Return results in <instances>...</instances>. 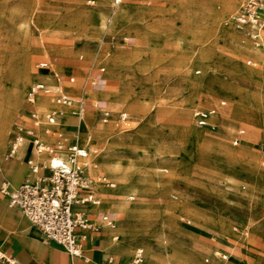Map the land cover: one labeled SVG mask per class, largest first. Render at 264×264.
<instances>
[{"label": "rangeland", "instance_id": "obj_1", "mask_svg": "<svg viewBox=\"0 0 264 264\" xmlns=\"http://www.w3.org/2000/svg\"><path fill=\"white\" fill-rule=\"evenodd\" d=\"M245 1L240 0L225 11L218 0L211 4L205 0H123L116 8L113 0L106 3L100 0H0V110L10 103L19 78L30 69L34 72L21 95L24 108L10 122V135L1 160L4 161L9 150L16 123L38 128L45 140L54 142L53 137L32 121L27 93L32 84L42 82V78H38L40 74L51 76L42 73L39 62L49 60L48 66L55 70L57 65L64 64L68 68L59 72L65 75L63 81L56 76L51 87L61 89L79 102L89 97L86 87L93 92L91 81L96 79L95 87L103 85L106 90L94 93L92 98L97 100L104 98L107 91L110 93L109 101L104 98L101 104L110 111L108 120H102L100 110L91 113L101 123L97 125L99 129L111 124L96 138L94 145L99 149L106 147L104 136H109L121 147L122 152L116 156H121L124 165L135 168L134 175H137L127 183L129 188L115 190L110 197L134 204L152 215L156 222L154 228L159 225L161 228L146 240L155 243L156 237L161 236L169 242L168 237L173 233L180 246L190 240L182 232L185 231L199 236L198 260L202 264H211L214 255L221 260L222 254H229L234 263H240L232 250L219 246L216 241L255 255L254 258L239 255L244 264H264V65L256 64L249 55L238 56L228 39L217 48L219 17L192 12L197 7L203 9L202 6L210 5V9L221 14L222 29L227 37L229 26L234 27L231 17ZM122 5H125V15L119 24L108 23V17L103 22L95 16L87 21L92 28L100 23L106 25L99 39L79 37L68 41L52 35V31L67 27L66 21L83 19L86 12L118 13ZM38 21L48 28H41ZM71 32L78 35L79 29L73 27ZM175 37L187 40L197 37L199 59L187 47L179 46ZM71 76L75 78L72 82ZM100 77L102 79H98ZM138 93L144 94L146 99L137 98ZM36 99L37 96L35 104ZM195 108H215L216 111L206 125L199 126L193 117ZM121 112L127 113L124 124L120 120ZM44 115H40V122L47 124ZM80 119L71 115L68 121L82 133L86 125L83 120L80 123ZM240 130L244 133L240 134ZM62 132L68 140L74 139L72 130ZM76 139L86 142L87 146L90 144L83 137ZM97 173L106 177L98 167L91 173L95 180H98ZM160 175L161 178L156 177ZM168 175L169 182L163 183ZM107 178L112 181L111 177ZM2 181L0 171V187ZM94 191L101 198V208H86L94 210L95 223H102L103 214L123 217L100 197L97 184ZM241 191L242 203L233 202L232 197ZM5 206L8 207L7 201ZM133 229L142 237L146 235L143 218L133 223ZM132 233L124 227L119 242L129 244L140 237ZM112 235L114 233L111 238ZM135 250L128 251L131 253L123 264L133 260ZM163 251L171 257L170 247ZM145 254L139 264H145ZM110 256L113 260L119 259L115 254L110 253ZM168 264L175 263L169 261Z\"/></svg>", "mask_w": 264, "mask_h": 264}, {"label": "built area", "instance_id": "obj_2", "mask_svg": "<svg viewBox=\"0 0 264 264\" xmlns=\"http://www.w3.org/2000/svg\"><path fill=\"white\" fill-rule=\"evenodd\" d=\"M122 0H114L116 6ZM231 22L237 29L246 28L250 40L255 45H264V0H246L231 17ZM249 63H252L249 60ZM49 62H39L40 67H47ZM101 70H104L103 68ZM71 76L69 80L74 81ZM37 94H44L49 98L52 107L44 115L46 120L45 132L52 134L53 126L64 117L65 112L73 110V114L80 116L85 110L82 100L79 102L59 88H53L44 82L34 83L28 92L27 101L35 106L33 100ZM76 103L78 109L74 110ZM224 103V102H223ZM32 110V121L40 125L41 116L36 109ZM216 109L197 108L193 111L195 122L199 126L206 125L209 117ZM110 111L103 110V120L107 121ZM127 113H120L122 123L126 122ZM31 136L32 145L36 154H48L47 161L38 163L33 159L28 160L31 172L35 175L32 180H25L20 185L13 187L10 182L3 180L0 191L7 199L10 207L20 210L32 224L37 226L47 240L61 244L65 250L79 256L83 249L89 231H99L101 223H95L90 214L80 208L81 205H100L101 199L94 191L95 178L87 172L90 149L77 142L67 143L61 132H56L57 142H45L35 131L23 124L14 125V136L5 158L13 157L19 147ZM41 169H48L49 174H41ZM99 181L108 182L101 175ZM102 223L113 225L114 220L108 214L101 216ZM144 251L138 249L133 260L126 264H139L143 261ZM0 264H24L14 255L0 251Z\"/></svg>", "mask_w": 264, "mask_h": 264}, {"label": "crops", "instance_id": "obj_3", "mask_svg": "<svg viewBox=\"0 0 264 264\" xmlns=\"http://www.w3.org/2000/svg\"><path fill=\"white\" fill-rule=\"evenodd\" d=\"M89 2L93 3L91 1ZM118 5L115 6L113 4V7L116 8ZM19 8L21 7L19 6ZM110 14H107L105 10H100L95 13L86 12L85 17L83 19L76 21V22L73 21L69 23L68 21H66L67 24L69 25H67V27L58 28L57 30L52 31V35H56L64 40L68 39V41L73 40V39L76 40L79 37H89L93 39H99V36L102 33L101 23L96 28H92L89 26L87 21L91 17L95 16L101 22H103L105 18L108 17ZM38 24L43 29L48 28L45 24H43L40 21H38ZM73 27L79 29L78 35H75L74 33L71 32ZM241 30L245 32L244 29H241ZM241 30H238V31H241ZM95 50L96 49L93 48L92 52L94 53ZM47 61L49 62V60ZM67 68L68 67L65 66L64 64L57 65L56 70L55 68L48 66V68L42 69V73H50L53 76V81L55 77L58 76V80L62 82L63 81L62 76L64 77L65 75H62V74L59 75V72L61 70L62 72H65L66 71L65 69ZM102 68L103 67H101V69ZM98 79H102V78L100 77ZM66 80L68 81V78ZM97 82L98 81L96 79H93L91 81V89L93 92L92 93L89 92L87 90L88 87H86L85 90L88 93L87 95H89V97L82 98V101L85 106V111H87L84 117L79 120L80 123L83 120L84 124L86 125V128H83L82 133L80 132V129H77L73 126L71 120L68 121L67 116L69 114H71L74 117H79L78 115L73 114L74 112L70 113L71 110L68 109L65 112V115H64L65 117L60 118V120L56 123V125L53 126L54 132L52 134H47L48 136H51L54 138L53 143H50L47 140H45V138L39 134L38 128H35V131L38 134V136H40L45 142L54 144L58 140L56 132H61L63 134L62 131L64 130H67V131L72 130L74 139L68 140V138L65 136L67 139V143L77 142L80 145L89 148L91 150L90 154L93 153L94 152L93 149L87 146L86 142L80 141V139H76V138H80V137L84 138L88 130H92L95 133V135L98 137L104 134V130H108L106 128L111 127V124L108 123L104 126L105 127L104 129H99L97 125L100 126L101 123H99L98 120H95L91 114L94 111L100 110V114L103 120V110L107 109L106 108L107 106L105 105L101 106V104L104 102V98L99 97L97 100H94L92 98V96L95 95L94 93H98V92L100 93L106 90L103 85L99 87H95V85H97ZM38 95L46 96L44 94H38ZM136 97L141 100L146 99V97L142 93H138ZM139 103L143 104L141 101ZM16 106H17L16 110L18 111L24 108L23 100L21 97H20V102ZM31 107L32 109L34 108L38 110L37 104ZM51 107H52V104L51 105L49 104L48 108L50 109ZM202 109H212V108H202ZM10 126L11 124L6 125L2 129V132H1L3 136V140L5 142V149L3 152L0 153V171L2 172V180H7L10 182L11 186L16 187L20 185L22 182H24L25 180H28V179L32 180L35 178V175L31 172L30 166L28 164V160L33 159L34 161L38 163H43L47 161L48 154H40V155L36 154L34 151L33 145H32L31 136L28 135V137L26 138V141L19 147L17 153L13 157L8 158V159L5 158L4 156V161H2L1 157L4 155L6 151V146H7L9 135H10ZM40 126L45 131L44 128L46 127V124H42L40 122ZM80 126L81 124L78 125L79 128ZM75 133H77L78 135L76 136ZM239 133L240 134L244 133V130H240ZM12 135L14 136V126H13ZM104 137L107 138V146L104 148L105 155L106 156L120 155L122 150H121V147L117 144V141H113L112 139H109L110 138L109 136L108 137L104 136ZM235 141L237 142L238 138H236ZM90 154L88 158V165H89L90 156H91ZM118 157H121V156H118ZM4 162L5 164L3 165ZM87 172L91 176H92L91 173H94V171L90 170L88 166H87ZM40 173L43 175H47L49 174V170L41 169ZM139 174H141V172ZM96 175L98 176L100 174L97 173ZM136 175L137 174L133 175L132 179ZM156 177L161 178V175L156 176ZM169 177L170 176L168 175L166 179H164V181L162 180V182L168 183ZM95 184H97V187L99 188V192L101 193L100 197L104 198L105 203H108L110 204V206L113 207L115 200L110 197V195L113 194L112 189L105 187L101 182H96ZM6 199L7 197L1 194L0 192V250L2 252H4L5 250L6 251L5 253L16 256L24 264H123L124 260L131 253V252H123L121 250V246L119 244H116L120 240L121 235L114 232L115 230L111 225H106L104 223H101L102 228L99 231H89L88 232V236L86 240L83 241V249H82L81 255L79 256L72 255L68 253L65 250V248L58 242L53 241V240H47L44 237L41 230L37 226L32 224L31 221L20 210H18L17 208L10 207L8 204V199L7 200ZM6 201H7L8 207L5 206ZM101 205L86 204V205H81L80 208L87 211L90 214L91 219L93 220L94 210H98L99 208H101ZM86 206L87 207L94 206L93 207L94 210L90 208L88 209L86 208ZM113 220H114V224H116L118 218H113ZM162 225L170 227V225L167 223H163ZM105 230L107 232L103 235L94 234L95 232H102ZM182 232L185 233L188 237H190V240H188L184 245H180V246H171L170 243L164 238H162L161 236L156 237L155 243H149V246L151 249L153 246H155L159 254L154 252V250H151L150 252H146L147 254H145L146 257H145L144 262H147L148 264H168L169 261H173L175 264H202L198 260V245L200 241L199 236L191 235L190 233L185 232V231H182ZM113 233L114 235H112V238H111V234ZM114 237H116V239ZM215 243H217L219 246H224V248L228 249V251L232 250L238 259H240L239 255H246L249 258L255 257V255L249 251L245 252L244 250H236L234 248L231 249L229 246L224 245L223 243H220L218 241H216ZM168 247H170L172 250L171 257L170 255L166 253V251L165 252L163 251V250L168 249ZM137 250H135V252ZM110 253L117 255L119 259L113 260V257L110 256ZM230 260H231V256H230Z\"/></svg>", "mask_w": 264, "mask_h": 264}, {"label": "bare ground", "instance_id": "obj_4", "mask_svg": "<svg viewBox=\"0 0 264 264\" xmlns=\"http://www.w3.org/2000/svg\"><path fill=\"white\" fill-rule=\"evenodd\" d=\"M100 1L103 3H106V0H100ZM212 1L213 0H205V2L209 3V4H211ZM218 1L224 6V10L226 11V10L232 8L233 6H235L240 0H218ZM192 2H197V0H192ZM209 7H210V5H205L204 7L202 6L203 9H200V7H197L196 9H193L192 12L194 13V15L199 14V16L203 15L206 17H211L213 15H216L217 18L219 17L220 25H219L218 35H219L220 39L216 43L217 44L216 47L218 48L221 44H223L228 39L230 41V43L233 45L234 50L238 56L241 57L243 55H249L256 62V64L264 65V50L261 49L264 47V45H262V44L261 45H255L250 41L251 44L253 45L252 46L250 44V42L248 41L249 37L247 35L246 28H243L246 32L245 33L243 30L237 29L234 26L236 30H241V31H236L234 29V27L233 26L231 27V25H230L229 26L230 27V33L226 37V35L224 34V30L222 29L223 23H222L221 14H219L213 8L210 9ZM197 9L201 10V12H198ZM124 13H125V5H122L120 7V10L118 13L111 12V14L108 16V23H112L115 21L116 23L119 24L122 21V19L124 18V15H125ZM105 26L106 25L103 24L102 28H104ZM26 29H28V26H26ZM174 39L177 41L179 46L187 47L192 52V55L196 59H199V57L196 54V49H197L196 39H197V37L194 39H190V40H187L185 38H176V37ZM257 47H260V48L256 49ZM46 68H48V66L47 67H40L39 69H46ZM33 75H34V72H32L30 69L27 73H25L23 76H21L19 78V80L17 81V83L14 87V90H13V93H12V96L10 99V103L4 109L1 108V110H0V153L3 152L5 149V142L3 140V136L1 133L2 129L6 125L10 124V122L12 121L14 116L16 115V112L18 111V110H16L17 109L16 105H18V103L20 102V97L25 91L26 83L28 81L32 80ZM38 78H42V82H44L50 86L54 83V81L52 80V78H53L52 75L48 76V75H41L40 74ZM109 95H110V93L108 91H107V93L104 94V98L107 99L108 101H109ZM35 96H37L36 104L39 107L38 109H40L38 111V113L40 115L46 114L48 112L46 110L48 108V105L49 104L51 105L50 101L48 100V98L46 96H42V95H38V94ZM33 100H34V98H33ZM188 113L191 114V111H189ZM70 116H71V114H69L67 116L68 119ZM80 117L82 119L84 117V113H82V115ZM84 138L86 139V141L88 143H90L89 147L92 148L94 151L93 153L90 154L91 156H90L88 168L92 171H95L98 167H100V168H102V170H104L106 172V177L105 176L104 177L107 180H108L107 176L111 177V179H112V181H108L109 183L104 182V181L102 182L99 180H96V182H101L105 187L117 186L116 189H112V192H115V190H126V189H128L129 185H127V183H129V181L132 180V176L134 175V172L136 171L135 168L132 167L131 165H124L120 160L121 158L118 156H112V155L106 156L105 152H104L105 147H103L102 149H99L96 147L97 145L96 146L94 145V141L96 140L97 136L95 135V133L93 131L86 132ZM241 192L237 196L232 197L233 202L235 201L236 203H242V201L244 200L243 199L244 194H243V191H241ZM1 194H3V193H1ZM113 206H114V211L121 213L123 216L122 218H118V220H117L118 226H117V223L111 225L113 228H116L114 232H116L117 234H120L124 231V227H125V228L132 230V232H133L132 235H136L139 237L140 236L139 233L133 229V223L139 218H143V228H144V230L147 231L146 235H144V237L140 236L137 240H135L134 242H131L129 244L121 243L118 241L116 244H119L121 246V250L123 252H128L130 250H134L135 248H136V250L141 248V249H143L144 252H150L151 250H154V252L159 254V252H157L155 246H153L152 249L150 248L149 243H153V242H149L148 240H146V237L149 238V237L155 236L156 231L160 230V228H161L160 225L158 226V228H154L156 222L153 219L152 215L149 213H144L143 210H141L139 207H137L134 204H130V203H122L119 201H115ZM114 238L116 239V237H114ZM168 238H169V243L171 246H178V244H176L177 243L176 241L178 238L176 235H174L173 233H170V236ZM230 256L231 255H229V254H222V259L218 260L216 258V256L214 255L213 261L211 264H213V263L214 264H236L230 260ZM208 260L209 259H207V261ZM239 260H240L239 264H244L243 259L240 258ZM145 264H148V263L145 262Z\"/></svg>", "mask_w": 264, "mask_h": 264}]
</instances>
